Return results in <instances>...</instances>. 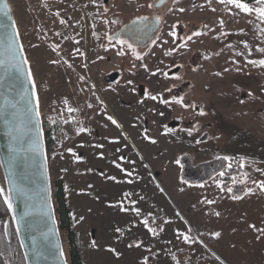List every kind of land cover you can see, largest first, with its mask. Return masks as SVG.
<instances>
[{
	"label": "rangeland",
	"instance_id": "rangeland-1",
	"mask_svg": "<svg viewBox=\"0 0 264 264\" xmlns=\"http://www.w3.org/2000/svg\"><path fill=\"white\" fill-rule=\"evenodd\" d=\"M79 1L10 3L42 121L60 123L48 166L84 264H264V67L248 62L264 59V23L221 0ZM142 16L158 19L150 42L111 39ZM217 157L243 164L227 183L250 194L233 200L224 171L182 179L184 160Z\"/></svg>",
	"mask_w": 264,
	"mask_h": 264
},
{
	"label": "water",
	"instance_id": "water-1",
	"mask_svg": "<svg viewBox=\"0 0 264 264\" xmlns=\"http://www.w3.org/2000/svg\"><path fill=\"white\" fill-rule=\"evenodd\" d=\"M164 2L160 0L156 6ZM136 22L139 20L129 26ZM157 27L155 19L151 31ZM13 39L19 70L7 53ZM25 59L28 61L10 0H0V190L10 199L11 209L4 204L25 264H70L52 196L38 92L35 85L34 97L35 81L29 61L22 63Z\"/></svg>",
	"mask_w": 264,
	"mask_h": 264
},
{
	"label": "trees",
	"instance_id": "trees-1",
	"mask_svg": "<svg viewBox=\"0 0 264 264\" xmlns=\"http://www.w3.org/2000/svg\"><path fill=\"white\" fill-rule=\"evenodd\" d=\"M247 2L252 3L254 2V0H247ZM59 125V122H55L49 129H47L45 123H43L47 151L54 141L52 139L53 134L56 135L59 131ZM228 165V160H224L223 157H217L211 160L202 161L195 165L188 162V160H184V162L182 163V179L185 182L189 183H200L209 179L210 176L224 171L225 176L221 179L222 187L229 188L230 186L227 183L228 176L239 175L241 172V166L237 162V160L231 164V167H228ZM247 186L248 183L246 182L237 183L236 185L231 187L233 190L232 193H230L231 196H242ZM51 187L61 236L62 234L66 235V240L63 241V245L66 241L68 243V261L70 264H84L76 243L75 232L72 228L71 212L67 206L63 184L61 180L56 181L54 184L51 181ZM22 260H24V258ZM23 264H25L24 261Z\"/></svg>",
	"mask_w": 264,
	"mask_h": 264
},
{
	"label": "flooded vegetation",
	"instance_id": "flooded-vegetation-1",
	"mask_svg": "<svg viewBox=\"0 0 264 264\" xmlns=\"http://www.w3.org/2000/svg\"><path fill=\"white\" fill-rule=\"evenodd\" d=\"M155 19L156 17L152 19L146 16L132 19L126 25L122 26L118 32L112 35L111 39L122 38L131 45H145L152 40L154 31L152 32L151 29ZM134 20H139V22L129 26ZM113 73H115V75L111 77ZM105 77H107L106 79L108 82L105 81ZM119 78L120 73L116 71L109 72L103 76V80L109 84L117 81ZM22 259L23 255L8 210L2 197H0V264H23L24 260Z\"/></svg>",
	"mask_w": 264,
	"mask_h": 264
},
{
	"label": "snow or ice",
	"instance_id": "snow-or-ice-1",
	"mask_svg": "<svg viewBox=\"0 0 264 264\" xmlns=\"http://www.w3.org/2000/svg\"><path fill=\"white\" fill-rule=\"evenodd\" d=\"M221 2H226L229 5H233L236 9H238L241 13H244V14H253L254 13L256 15V17L262 23H264V0H254L255 6H253V7H250L249 6V3L247 2V0H221ZM151 6L152 5H149V7H151ZM63 22L64 21H61V23H63ZM195 35H200V33H195ZM189 39H191V37H189ZM118 42L121 43V44H125L126 43V41H118ZM153 43H155V41ZM245 47H247V44H245ZM53 51H55V49H53ZM257 51L264 53V48H258ZM20 52L21 53L23 52V49L22 48L20 49ZM7 53L9 55V57L11 58L12 66L14 68H16L17 70H19V62H16V55H17V53H16V41H15V39H13L12 42L7 45ZM238 55H239V53H238ZM136 59H141V57L139 55H137L136 56ZM52 62L55 63L56 61H52ZM248 62L250 64H252L253 66L264 67V59H261L259 61L249 60ZM22 63L23 64H27L28 61L25 59V60L22 61ZM153 75H155V73H153ZM28 79H29L30 82H33L31 72L28 73ZM249 95H251V93H249ZM33 96L35 97V84H34V82H33ZM150 98L152 100H156L157 99L156 96H151ZM174 102L177 103V104H180L183 107H187V105H184L183 104V100L182 99H176ZM161 103H168V101L161 100ZM65 104H67V101H65ZM88 107H92L91 104H89ZM66 110L68 112H74L75 111V109H73L71 107H68ZM198 114L199 115H204L205 113L203 111H201ZM161 115H162V113H161ZM36 116L37 117L39 116V112L38 111L36 112ZM108 119L111 120V122L113 124H116L117 123V121L114 120L110 116L108 117ZM37 127H38V121H37ZM85 131H86V129L83 128V127H81L79 129V132H85ZM188 134L191 135L192 134V131L189 130V133ZM146 139H147V137H146ZM152 142L155 143V141H152ZM197 142L199 143V141H197ZM68 151L71 152V149H68ZM223 159L227 161L229 158L228 157H223ZM177 162H179V161H177ZM228 167H231V164H229ZM241 167H243V164H241ZM220 175L223 176L224 173L221 172ZM254 183H257V182H254ZM217 187H220V185L217 184ZM257 187L261 191H264V182L257 183ZM221 191H224V189L221 188ZM227 191L229 193H232L233 190H232L231 187H229V188H227ZM251 192H252V189H248V190L245 191V195H248ZM0 197H3V202L8 206L9 209H11L12 205H11L10 199L7 196L4 195L3 190H0ZM231 198L233 200H240V199H242V197L239 196V195H232ZM208 203H213V201H208ZM121 210L124 211L125 209L122 207ZM216 215H219V213H216ZM20 219H23V217H21ZM144 223H145V227H147V222L145 221ZM249 227L255 228V225H249ZM117 231H119V229ZM148 231L151 232L153 235L156 234L155 230L152 229V228H148ZM257 231H259L261 233V235H264V229H257ZM219 235H220V233H218V232L217 233H213V236H215V237H219ZM183 239H184V242L185 243H189L190 240H191V238L189 236H187V235H184L183 236ZM257 239H260V236H258ZM138 246L139 245H137V247Z\"/></svg>",
	"mask_w": 264,
	"mask_h": 264
},
{
	"label": "built area",
	"instance_id": "built-area-1",
	"mask_svg": "<svg viewBox=\"0 0 264 264\" xmlns=\"http://www.w3.org/2000/svg\"><path fill=\"white\" fill-rule=\"evenodd\" d=\"M74 1L76 2V4H75L76 6H81L79 0H74Z\"/></svg>",
	"mask_w": 264,
	"mask_h": 264
},
{
	"label": "crops",
	"instance_id": "crops-1",
	"mask_svg": "<svg viewBox=\"0 0 264 264\" xmlns=\"http://www.w3.org/2000/svg\"><path fill=\"white\" fill-rule=\"evenodd\" d=\"M256 20H258V19H256Z\"/></svg>",
	"mask_w": 264,
	"mask_h": 264
}]
</instances>
